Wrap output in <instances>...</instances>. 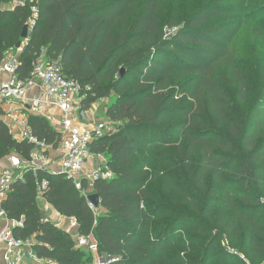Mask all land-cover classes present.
Masks as SVG:
<instances>
[{
  "label": "trees",
  "instance_id": "obj_1",
  "mask_svg": "<svg viewBox=\"0 0 264 264\" xmlns=\"http://www.w3.org/2000/svg\"><path fill=\"white\" fill-rule=\"evenodd\" d=\"M226 1L205 2L185 26L171 30L170 35L161 24L160 0L40 1L39 19L18 55V77L28 79L34 63L45 52L47 59L62 62L68 78L80 82L83 109L90 110L101 99H111L106 115L122 125L90 145V152L104 156L112 172L110 178L94 181L92 193L99 195L98 208L91 206L85 193L62 172L30 168L25 170L24 179L11 184L2 207L10 220L22 223L15 226L14 234L32 239L39 258L56 264H89L93 257L89 250L78 246L73 233L43 216L38 192L40 184L47 180L44 199L63 216L77 218V233L92 236L99 251L112 259L111 264H170L175 260L176 264H247L241 259L230 260L238 252L218 245L219 234L206 243L203 252L174 237L184 256L173 260V256L164 255L172 247L168 233L175 223L154 224L158 207L150 202L149 171L155 174V168L150 167L162 159L161 137L177 128L187 139L184 158L190 160L199 155L193 171L198 190L221 193L213 196L214 202L205 208V213L211 214L220 205L217 221L228 234L225 236L230 245L246 252L250 264H259L264 257V206L251 197H243V204L237 202V194L225 176L233 167L228 156L230 142L194 135L195 105L181 102L173 93L162 92L173 74H193L196 88L199 92L205 89L211 109L224 120L220 98L213 95V65L223 60L234 68L236 57L231 45L237 29L233 23L213 25L211 20L229 13ZM11 2L0 0V64L7 52L22 41L31 13L28 2L14 8ZM240 82L242 94L244 81ZM4 115L0 108V161L13 153L29 160L35 144L17 139ZM29 121L39 141L52 149L60 147L62 133L51 121L40 115H31ZM263 129L264 114L258 112L243 137L247 149L255 148ZM247 162L256 165L264 181V143L248 153ZM160 173L162 190L179 191L168 173ZM208 180L211 186H207ZM87 187L85 184L84 189ZM223 238H219L221 242Z\"/></svg>",
  "mask_w": 264,
  "mask_h": 264
},
{
  "label": "rangeland",
  "instance_id": "obj_2",
  "mask_svg": "<svg viewBox=\"0 0 264 264\" xmlns=\"http://www.w3.org/2000/svg\"><path fill=\"white\" fill-rule=\"evenodd\" d=\"M160 1L162 9L159 11V16L164 32H167L166 29L171 31L185 26L192 13L209 0ZM213 1L220 2V0ZM224 4L228 7L229 13L211 20L213 25L221 22L233 23L237 29L231 45L236 57L234 68H229L223 60L213 65L212 77L216 91L212 93L214 97L220 98L218 103L223 109L224 120L211 109V101L205 89H200L199 92V88H196L193 74H173L162 92L164 94L173 93L181 102L195 105L192 125L194 135L214 137L219 142H230L232 149L228 156L233 162V167L225 173V176L231 185V190L237 194V202L243 204V197H251L264 206V181L260 179L256 165L247 162L248 153L263 145L264 129L259 134L254 149H247L243 140L256 114L258 112L264 114V0H228ZM26 42L23 40V46L20 49L12 47L9 53L18 56ZM44 53L42 55L48 58ZM241 80L244 81L242 94L239 92ZM110 102L111 99L107 98L93 104L90 108L91 117L100 122L111 120L106 115ZM117 123L120 128L122 123ZM160 140L163 145V148L159 149L161 150L159 152H162V159L154 167H150L155 168V174L149 171L151 174L148 187L152 195L150 202L158 207V217L154 219V224L175 223L168 233V241H173L172 247L167 249L164 255L173 256V260L176 256H184L178 243L174 242V237H177V240L183 239L188 247L203 252L206 243L214 235L219 234L218 245L226 250L232 249L238 252L234 254L239 258L234 257L230 260L239 261L241 259L247 264L251 263V259H248L246 252L240 251L239 246L231 244L228 247L220 241L221 237L228 235L217 221L221 206H216L211 214L205 213V208L214 202L215 196H220L221 193L212 194L210 189L199 191L196 187L193 182V171L199 155H193L190 160L184 158L187 144L184 133L175 128L167 131V134L163 135ZM92 158L96 162L104 160V156L94 153H91L89 161ZM248 165L250 168L247 167ZM162 170L170 175L179 191L161 189L163 178L160 171ZM207 186H211L210 180ZM38 203L43 216L52 219L54 211L51 204L42 198H38ZM160 213L165 215L159 216ZM227 216H230L229 211ZM244 239L245 237L242 241ZM91 255L93 256L92 262L98 257H107L105 252L100 251L98 254ZM224 257V260L228 258V256H221V258ZM26 263L34 262L27 259ZM176 263L177 260L170 264ZM259 264H264V257L260 259Z\"/></svg>",
  "mask_w": 264,
  "mask_h": 264
},
{
  "label": "built area",
  "instance_id": "obj_3",
  "mask_svg": "<svg viewBox=\"0 0 264 264\" xmlns=\"http://www.w3.org/2000/svg\"><path fill=\"white\" fill-rule=\"evenodd\" d=\"M40 1L12 0L10 4L12 8L17 4L23 5L27 2L31 4V13L26 22L30 33L40 16ZM166 31L167 35L172 33L170 30L166 29ZM18 63V56L7 52L0 64V108L5 112L4 120L12 134L21 141L35 144V148L29 160H23L18 154L13 153L10 156L11 166L0 173V218L6 221L0 229V248L3 249L6 264H27V259L34 262L32 264L35 262L56 264L52 260L41 259L37 256L33 250L32 239L25 240L15 236V226L22 225V223L10 220L2 207L11 184L15 180L24 179L25 170L30 168L34 170L37 168L51 169V161L46 154L49 146L39 141L32 133L29 118L31 115L44 116L61 131L62 141L59 147L61 159L55 172H65L75 187L84 192L86 197L92 193L94 181L100 178L108 179L112 176L105 159L103 162L99 161L91 171H86L85 165L91 157L90 145L95 139L116 132L118 123L113 120L97 121L91 117L90 110H85V119L81 118V101L84 97L80 95L82 86L78 80L68 78L64 74L63 64L59 59H47L42 55L34 63L33 72L26 80L18 77ZM35 88L38 92L31 94ZM85 184L88 186L86 190L84 189ZM47 186V180L40 184L38 198L44 199L43 192ZM55 214L54 221L57 220L56 223L76 236L79 247L98 254V242L92 236L77 233L80 227L77 218L65 217L58 211H55ZM49 219L46 218V220ZM222 243L230 246L227 236H224ZM111 262L110 258L98 257L89 264H111Z\"/></svg>",
  "mask_w": 264,
  "mask_h": 264
},
{
  "label": "crops",
  "instance_id": "obj_4",
  "mask_svg": "<svg viewBox=\"0 0 264 264\" xmlns=\"http://www.w3.org/2000/svg\"><path fill=\"white\" fill-rule=\"evenodd\" d=\"M36 92H38V89L35 88L34 90H32L31 94H34ZM87 119L90 120V118H88V116H87ZM88 122H90V121H88ZM48 152H50V154L48 153L49 158H51V156H52V159L50 160L51 161L50 168H51V170L56 171L58 169V167H59V164H60L61 149L60 148L52 149L51 147H49ZM98 162L99 161L96 162V160L93 159V158H92L91 161H89V159H88V161H87V163L85 165L86 171H91ZM10 166H11L10 156H7V157L3 158L0 161V173L4 169L9 168ZM53 211L54 212L52 214V220H55L56 219V214H55L56 210L54 209V207H53ZM5 224H6V221L4 219L0 218V229ZM0 264H6V261H5V258H4V252H3L2 248H0ZM35 264H39V263L35 262Z\"/></svg>",
  "mask_w": 264,
  "mask_h": 264
},
{
  "label": "water",
  "instance_id": "obj_5",
  "mask_svg": "<svg viewBox=\"0 0 264 264\" xmlns=\"http://www.w3.org/2000/svg\"><path fill=\"white\" fill-rule=\"evenodd\" d=\"M30 32H29V27L28 25H25L24 28H23V32H22V41L18 42L17 45H16V48L20 49L22 46H23V40H29L30 38ZM26 44H24L25 46ZM124 73V70L121 71L120 75L122 76ZM80 115H81V118L82 119H85V109H81L80 110ZM65 174V172H64ZM88 201L90 202V204L95 207V208H98L100 206V199H99V195L97 193H91L88 195L87 197Z\"/></svg>",
  "mask_w": 264,
  "mask_h": 264
}]
</instances>
